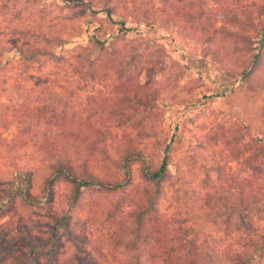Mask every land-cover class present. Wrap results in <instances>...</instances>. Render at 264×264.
Here are the masks:
<instances>
[{
	"label": "rangeland",
	"instance_id": "obj_1",
	"mask_svg": "<svg viewBox=\"0 0 264 264\" xmlns=\"http://www.w3.org/2000/svg\"><path fill=\"white\" fill-rule=\"evenodd\" d=\"M187 2L139 0L136 5L129 4L128 12L146 10L169 20L172 29V35L168 36L150 25L140 24L137 33L114 43L122 53L138 55L132 76L118 72L113 66L115 59L105 51L92 49L88 35L83 33L81 39L53 48L64 57L78 56L77 47L89 49L81 55V68H67V75L61 81L58 79L65 83L57 90L67 104L34 102L35 95L29 91L19 94L29 95L28 103L35 110L46 106V112L34 113L36 119L25 133H39V138L53 133L52 139L70 148L75 164L92 150L96 151L90 169L78 171L88 170L101 177L113 174L122 180V169L113 163L115 157L129 155L131 149L137 148L142 157L128 161L134 182L137 186L143 185L142 176L149 159L157 166L162 151L170 144L168 170L173 187H169L170 183L163 186L159 214L163 220L176 218L181 222L187 219V209L193 210V205L201 204L196 200L189 202L181 190H176L181 188L174 178L180 169L192 189L207 195L214 211L211 218H216L204 221L203 214L196 211L192 214L193 220L188 225L199 248L208 244L209 233L217 239H226L223 206L228 193L236 199L243 189L247 195L257 193L258 181L264 187V51L261 58L254 59L259 53L258 41L264 29V0H191V7L185 6ZM23 9L30 14L23 13ZM40 9L43 6L29 2L11 13L21 11L20 23L46 24ZM75 20L66 24L72 21L78 24ZM17 53L16 50L5 52L0 64H19ZM90 60L94 61L92 77L87 74ZM29 71V79L38 82L55 80L58 72L53 64H46L44 68L36 64ZM134 93L139 99L136 104L131 101ZM3 97L6 107L22 101L14 91ZM183 100L190 102L187 108L180 104ZM53 110L55 113H51ZM72 123L98 126L106 134L99 146L93 148L90 142L75 140L58 129ZM18 136L19 130L14 124L0 122L3 145L0 147V206L3 204L0 222L15 218L30 226H56L55 219L62 216L60 207L69 199L72 184L61 179L49 185L56 171L55 160L35 147H16ZM96 191L91 188L82 193V203L74 212L69 232L74 233L73 241L80 246L117 254L116 258L111 255L105 260L95 258L97 262L128 264L129 259L121 255L123 249L113 247L112 241L104 245L102 236L109 226L104 225L105 209L120 201L128 205L131 197L120 192L96 194ZM98 204L102 210L98 223L91 229L93 210L99 208ZM261 217L264 220V215ZM211 221H216L217 226ZM204 223L206 227L202 229ZM66 229L60 227L54 232L56 239L48 237L36 244L25 259L27 264H36L35 260L38 264H88L85 260L70 262L64 255L72 248L67 242Z\"/></svg>",
	"mask_w": 264,
	"mask_h": 264
},
{
	"label": "trees",
	"instance_id": "obj_2",
	"mask_svg": "<svg viewBox=\"0 0 264 264\" xmlns=\"http://www.w3.org/2000/svg\"><path fill=\"white\" fill-rule=\"evenodd\" d=\"M138 1L0 0V12L3 13L0 14V18L3 19V22L0 21V61L8 51L16 50L20 56L19 64H0V122H11L18 128L19 136L16 147H35L55 160L56 171L49 185L61 179L72 184L69 199L60 207L62 216L55 219L56 226H30L29 223H23L21 219L15 218L0 222V264H27L25 259L36 244L46 241L48 237L56 239L58 236L54 232L59 231L60 227L67 228V238H69L67 242L72 248L69 247L64 255L70 258V262L85 260L88 264H102L95 258L105 260L107 256L112 255L111 253L108 254L93 247L88 248L87 245L80 246V243L73 241L74 233L69 232L72 229L74 212L82 203V193L91 188L97 189L96 194L120 192L131 197L128 205L120 201L113 203L111 208L105 209L107 218L104 225L109 226L105 235L102 236L104 245L112 241L113 247L123 249L121 255L129 259L128 264H264V220L261 217L264 215V187L260 181L257 182L258 187L255 194L247 195V191L243 189L238 193L239 197L235 199V195L228 193L223 206L225 216L223 225L227 229L226 239H217L215 234L209 233L208 244L198 248L192 227L188 225L193 220L192 214L194 211L203 214L204 221L216 218H211L213 206L211 207L207 195L203 191L196 192L192 189L180 169L174 178L181 188L176 190H181L184 196L188 197L189 202L196 200L201 201V204L199 207L193 205V210L187 209V219L181 222L176 218L163 220L159 214L158 206L163 194V186L172 180L168 170L172 152L170 144L166 145L162 151V159L157 166L151 158L149 159L148 167L142 176L143 185L137 186L129 162L136 157H142V153H139L137 148L131 149L129 155L115 157L113 163L117 165V168L122 169V180H120L113 174L101 177L88 170H76L90 169L96 151L92 150L89 156H84L80 163L75 164V160L70 155V148L63 145L60 140L52 139L53 133L42 134L41 138H39V133H25L29 130L31 121L34 122L36 119L34 113L46 112V106L45 109L35 107L37 109L35 110L32 108L34 106L28 103L29 95L19 93L29 91L35 95L34 102L46 101L52 105L58 104V106L67 104L58 92L60 90H57L63 88L61 84L65 83L58 82V79L61 81L60 78L67 75V68H81V55L89 50L77 47L75 49L79 50L78 56L64 57L61 53H55L54 47L61 48L63 45L81 39L83 33H86L88 45L92 49L107 52L115 59L113 66H116L118 72H123L125 76H132L134 74L132 70L136 69L135 64L139 59L138 55L128 51L122 53L114 43L130 33H137L140 24L150 25L156 31L166 32L168 36L172 35L169 20L151 15L146 10L128 12L129 4L136 5ZM29 2L34 6H43L44 9H40L39 14L47 22L46 24L43 22L30 23V21L20 23L18 20H20L21 11L11 13V10L16 7L22 9ZM172 6L175 7V4L173 3ZM185 6L191 7V0H188ZM22 11L30 14L27 9ZM46 14L50 16H44ZM77 14L80 15L77 17ZM11 15L16 17L10 19ZM72 19H76L78 24L72 21V24L67 25L66 22ZM258 43L259 53L254 55V59L261 58L263 55L264 29ZM36 64L40 68L46 67V64H53L55 70L58 71L55 72L54 77L57 76L55 80L46 79V82H38L29 79V70ZM88 67L90 68L87 74L94 76L93 60L88 61ZM12 91L17 92L22 101H16V105L6 107L3 96ZM136 95L134 93L131 97V101L135 104L139 102ZM180 104L187 108L190 102L183 100ZM58 129L75 140L90 142L93 148L99 146L103 134H106L104 129L85 123L62 125L58 126ZM148 129L151 130L150 127ZM0 147H3L1 143ZM259 160L262 161L263 156H260ZM169 187L173 185L170 183ZM98 206L96 211L93 210L94 215L91 219L94 222L91 223V229L98 223L97 217L99 211L102 210L99 204ZM2 208L3 204L0 210H3ZM211 222L213 226H217L216 221ZM176 225L177 229H175ZM204 227H206L205 223L201 228L204 229ZM116 256L117 254H114L111 257L116 258ZM35 263L38 264L36 260ZM58 264L63 263L58 262Z\"/></svg>",
	"mask_w": 264,
	"mask_h": 264
}]
</instances>
